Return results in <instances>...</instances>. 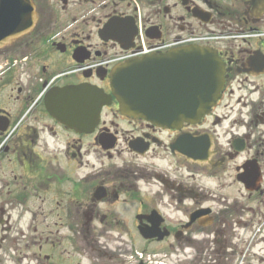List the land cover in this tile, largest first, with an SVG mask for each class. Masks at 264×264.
Listing matches in <instances>:
<instances>
[{
  "label": "flooded vegetation",
  "instance_id": "obj_1",
  "mask_svg": "<svg viewBox=\"0 0 264 264\" xmlns=\"http://www.w3.org/2000/svg\"><path fill=\"white\" fill-rule=\"evenodd\" d=\"M262 17L264 0H0V264H264V38L220 56L198 121L114 99L63 119L65 87L110 94L116 55L148 54L140 39Z\"/></svg>",
  "mask_w": 264,
  "mask_h": 264
},
{
  "label": "water",
  "instance_id": "obj_2",
  "mask_svg": "<svg viewBox=\"0 0 264 264\" xmlns=\"http://www.w3.org/2000/svg\"><path fill=\"white\" fill-rule=\"evenodd\" d=\"M222 82L223 64L217 54L195 46L120 64L111 75L122 112L166 124L199 120L215 103ZM68 93L70 99L84 98L70 102L69 110L82 111L90 96H99L86 87L70 88Z\"/></svg>",
  "mask_w": 264,
  "mask_h": 264
},
{
  "label": "rangeland",
  "instance_id": "obj_3",
  "mask_svg": "<svg viewBox=\"0 0 264 264\" xmlns=\"http://www.w3.org/2000/svg\"><path fill=\"white\" fill-rule=\"evenodd\" d=\"M12 225H13L14 229H15V226L18 227V223L17 222H13ZM21 225H22V223H21Z\"/></svg>",
  "mask_w": 264,
  "mask_h": 264
}]
</instances>
